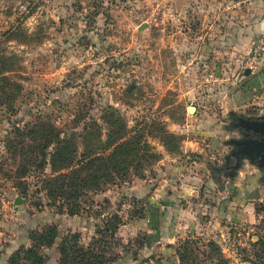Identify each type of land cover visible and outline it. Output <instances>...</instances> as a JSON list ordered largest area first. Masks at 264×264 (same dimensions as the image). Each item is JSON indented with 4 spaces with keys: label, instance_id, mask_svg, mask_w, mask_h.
I'll return each mask as SVG.
<instances>
[{
    "label": "rangeland",
    "instance_id": "374dc122",
    "mask_svg": "<svg viewBox=\"0 0 264 264\" xmlns=\"http://www.w3.org/2000/svg\"><path fill=\"white\" fill-rule=\"evenodd\" d=\"M225 1L222 19V0H0V83L7 72L16 96L12 104L0 100V264L20 251L25 264H36L28 256L31 233L53 226L56 244L40 254L56 264L65 236L80 234L88 245L114 215L122 224L108 245L120 256L113 264L124 257L163 264L167 241L148 247L149 228L132 225L148 218L146 197L172 199L170 210L179 209L180 232L170 243L177 264H212L219 253L210 243L225 264H253L264 240L261 172L249 160L234 176L223 168L232 141L244 136L233 117L264 118V82L251 87L264 79V59L247 74L256 37L235 15L247 5ZM110 107L131 130L141 129L156 162L87 194L75 216L45 190L50 166L38 160L18 178L31 148L13 153L9 141H26L38 117L66 129L78 119L102 124ZM186 244L192 250L184 263L179 250Z\"/></svg>",
    "mask_w": 264,
    "mask_h": 264
},
{
    "label": "trees",
    "instance_id": "16d2710c",
    "mask_svg": "<svg viewBox=\"0 0 264 264\" xmlns=\"http://www.w3.org/2000/svg\"><path fill=\"white\" fill-rule=\"evenodd\" d=\"M5 73L7 72L3 73L0 83L2 105L12 104L16 99L10 92L13 88L11 79ZM75 121L78 123L73 128L63 129L51 119L41 116L28 127L26 141L17 144L9 141V149L13 153L19 147L31 148L32 156H23L24 169L18 178L25 177L29 168L38 160L42 162L43 169L50 166L52 176L44 181L45 190L55 203L64 202L62 209L66 206L70 216L81 214L80 201L87 194L101 192L111 184L129 180L134 172L140 173L144 167L159 159L141 129L136 132L131 130L124 117L112 107L104 110L102 124L93 122V119ZM22 130L17 128L16 132L21 134ZM104 131L106 142L102 140ZM259 182H256L255 187L259 186ZM146 219L147 215L143 214L138 222L132 224L137 226ZM105 222V226L98 231V236L88 245L82 242L80 234L65 236L57 247L60 256L56 264L116 263L120 256L115 252L109 254L108 245L110 240L117 239L122 220L114 215ZM58 237L59 231L55 226L48 227L43 233H31L29 241H32L33 246L28 251V256L36 264H47L45 257L40 254L43 251L40 250L54 247ZM149 237L147 236V240L151 239ZM210 245L219 253V258H215L212 264H225L219 247L214 243ZM191 250L188 244L181 246L179 252L182 262L185 263V253ZM10 264H25L22 251L11 258ZM253 264H264L263 239L256 244V260Z\"/></svg>",
    "mask_w": 264,
    "mask_h": 264
},
{
    "label": "crops",
    "instance_id": "0c3cea01",
    "mask_svg": "<svg viewBox=\"0 0 264 264\" xmlns=\"http://www.w3.org/2000/svg\"><path fill=\"white\" fill-rule=\"evenodd\" d=\"M199 4H202L205 0H195ZM226 1L222 0V19L225 17V13L223 12L224 6L226 5ZM239 6L242 4H246L247 6L244 7L245 11L242 12L241 10L237 11L235 15H239L240 18L245 17L246 24L249 23L250 28V35H254L255 37L261 36L264 34V0H240L237 2ZM232 22V20H231ZM239 26L241 21L238 22ZM243 27H239V31L242 30ZM247 29V26H245ZM242 35V34H241ZM262 82H264L262 78H256L254 80V85L251 87H257ZM185 192V191H184ZM188 195L192 193V190H187ZM185 196V197H187ZM186 199V198H185ZM172 199L169 200H157L151 197H146L145 203L148 207V218L143 221L141 224L137 225L138 227H145L149 228V235L150 236L146 241L148 247H152L155 243H161L164 241L166 242V247L164 248V258L162 260L163 264H177V262L173 259V248L170 247V243L172 238H174L180 230L176 227L177 219L179 218V209L170 210V207H175L176 204L172 202ZM177 215V216H173ZM175 217V218H174ZM178 217V218H177ZM176 219V220H175ZM133 225V224H132ZM136 226V225H134ZM154 233V234H153ZM130 258L124 257L123 261L120 264H128L130 262Z\"/></svg>",
    "mask_w": 264,
    "mask_h": 264
},
{
    "label": "flooded vegetation",
    "instance_id": "af4514ba",
    "mask_svg": "<svg viewBox=\"0 0 264 264\" xmlns=\"http://www.w3.org/2000/svg\"><path fill=\"white\" fill-rule=\"evenodd\" d=\"M243 119H248V118H243L238 116L233 117V121H234L233 127L237 128L244 136L242 137V139L232 141L233 151L231 152L230 156L227 158V164L225 168H223V170L225 174L228 173L231 176H234V174L236 173L235 167L238 166V164L239 166H241L244 160H249L252 164H255L256 166L259 167L261 172L259 174V181L262 183L264 182V154L263 153L257 154L255 153L254 150H252L251 152L250 146L245 144V142L249 140L263 141L264 138L260 137V135L254 134L253 132H248L244 126ZM251 120H255V118ZM260 120L264 121V118H261Z\"/></svg>",
    "mask_w": 264,
    "mask_h": 264
},
{
    "label": "water",
    "instance_id": "95a60500",
    "mask_svg": "<svg viewBox=\"0 0 264 264\" xmlns=\"http://www.w3.org/2000/svg\"><path fill=\"white\" fill-rule=\"evenodd\" d=\"M235 2H239L240 0H234ZM146 28V24L142 25L140 27V30H144ZM251 70L248 69L247 71V74H250ZM192 111L195 110V108H192L191 109ZM243 123H244V126L246 128V130L248 132H253L254 134L256 135H260V137H263L264 138V121L263 120H260V119H255V120H251L250 118L248 119H243ZM245 144L249 145L250 146V150L252 152V150L255 151V153H263L264 154V140L263 141H260V140H256V141H252V140H249V141H246ZM237 169H240V166L238 164V166H236ZM24 203V200L20 197L16 198V201H15V204L17 206H20Z\"/></svg>",
    "mask_w": 264,
    "mask_h": 264
},
{
    "label": "built area",
    "instance_id": "2783aa9c",
    "mask_svg": "<svg viewBox=\"0 0 264 264\" xmlns=\"http://www.w3.org/2000/svg\"><path fill=\"white\" fill-rule=\"evenodd\" d=\"M264 59V34L256 37L253 50H252V58L250 61L249 68L251 72H255L258 64L261 60Z\"/></svg>",
    "mask_w": 264,
    "mask_h": 264
}]
</instances>
